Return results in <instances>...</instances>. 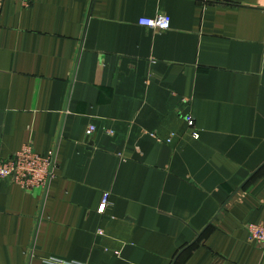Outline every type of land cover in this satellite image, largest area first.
<instances>
[{
  "label": "crops",
  "instance_id": "1",
  "mask_svg": "<svg viewBox=\"0 0 264 264\" xmlns=\"http://www.w3.org/2000/svg\"><path fill=\"white\" fill-rule=\"evenodd\" d=\"M26 146L53 176L0 182V264H264V0H0V160Z\"/></svg>",
  "mask_w": 264,
  "mask_h": 264
},
{
  "label": "built area",
  "instance_id": "2",
  "mask_svg": "<svg viewBox=\"0 0 264 264\" xmlns=\"http://www.w3.org/2000/svg\"><path fill=\"white\" fill-rule=\"evenodd\" d=\"M24 5L30 4L33 0H20ZM140 25L158 31H167L171 28V19L167 15L154 19H142ZM190 125L193 122L189 120ZM95 127H90L87 136L91 137ZM196 138L199 136L194 134ZM53 157L44 158L37 154L31 146L24 147L16 155L8 160H0V182L13 179L16 183L26 189L47 188L53 176ZM109 194H106L99 212L104 213L109 205ZM251 242L264 250V225L251 224L248 227ZM57 264V262H54ZM63 264V263H59ZM78 264V263H74Z\"/></svg>",
  "mask_w": 264,
  "mask_h": 264
},
{
  "label": "water",
  "instance_id": "3",
  "mask_svg": "<svg viewBox=\"0 0 264 264\" xmlns=\"http://www.w3.org/2000/svg\"><path fill=\"white\" fill-rule=\"evenodd\" d=\"M256 174H253L251 178H253Z\"/></svg>",
  "mask_w": 264,
  "mask_h": 264
}]
</instances>
